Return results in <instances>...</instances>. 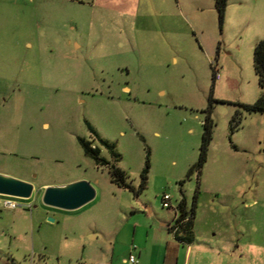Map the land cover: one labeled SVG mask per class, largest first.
<instances>
[{
    "label": "rangeland",
    "instance_id": "1",
    "mask_svg": "<svg viewBox=\"0 0 264 264\" xmlns=\"http://www.w3.org/2000/svg\"><path fill=\"white\" fill-rule=\"evenodd\" d=\"M263 37L264 0H228L221 28L213 0H0V173L33 184L16 209L0 208L1 230L15 228L12 239L1 235V263L97 264L87 257L108 245L92 250L96 234L75 226L73 211L110 200L174 214L164 194L173 206L183 195L188 208L196 194L207 231L257 211L243 206L256 183L264 189V111L240 103L260 94L253 50ZM207 115L212 139L199 172ZM79 137L108 165L85 156ZM146 159L139 195L111 180L108 166H117L137 188ZM82 179L92 201L69 212L43 206L42 188Z\"/></svg>",
    "mask_w": 264,
    "mask_h": 264
},
{
    "label": "crops",
    "instance_id": "2",
    "mask_svg": "<svg viewBox=\"0 0 264 264\" xmlns=\"http://www.w3.org/2000/svg\"><path fill=\"white\" fill-rule=\"evenodd\" d=\"M253 189V200L244 204L243 209L252 207L257 211L245 212L243 217L234 216L233 221H226L224 230L207 231L196 208L192 227L194 239L188 245L174 239L168 231L167 226L173 221L175 212H153V208L145 204L149 210L141 213L138 201L121 205L120 201L110 200L102 206L77 211L43 206L59 212L73 211L75 226L83 225L85 221L96 234L97 243L91 244L92 250L95 246L102 249V244L108 245L104 256L87 257L95 259L97 264H129V255L137 257L136 264H264V189L257 183ZM8 213L16 214V211ZM14 229L11 224L0 228V239L1 235L12 239ZM2 249L0 242V255L6 252ZM9 259V264H19L12 256ZM0 264L5 263L0 261Z\"/></svg>",
    "mask_w": 264,
    "mask_h": 264
},
{
    "label": "trees",
    "instance_id": "3",
    "mask_svg": "<svg viewBox=\"0 0 264 264\" xmlns=\"http://www.w3.org/2000/svg\"><path fill=\"white\" fill-rule=\"evenodd\" d=\"M214 8L217 13L219 27L221 28L224 21V15L227 7L228 0H213ZM219 46V45H218ZM253 66L254 71L257 76L258 85L260 88V94L257 99L252 103H240L247 111H264V37L260 39L254 47L253 50ZM214 79V75H213ZM215 80V79H214ZM88 129L94 139L98 141L99 145L108 149L111 154L118 158V154L115 152V145L108 141L107 139L102 138L98 132L87 122ZM202 135L201 142L199 146V155L196 164L193 167L200 172L201 167L206 161L208 147L212 139V122L207 115L206 119L202 123ZM78 142L83 150L85 156L91 158L97 165H108L107 160L100 155V147L92 143V141L85 139L83 137L78 138ZM109 174L111 180L121 188L128 189L134 193L135 196L139 195L147 186V178L149 171V162L146 159L145 167L142 169L139 177V184L134 187L128 181V175L125 170L109 165ZM196 199L197 196L194 194L192 205L190 208L187 207V202L185 197L182 195L177 202V211L179 212V220L185 219L182 223L179 224L177 232L173 233L169 228L168 231L172 234L174 239L179 241L182 244L188 245L194 239L193 234V219L196 209Z\"/></svg>",
    "mask_w": 264,
    "mask_h": 264
},
{
    "label": "water",
    "instance_id": "4",
    "mask_svg": "<svg viewBox=\"0 0 264 264\" xmlns=\"http://www.w3.org/2000/svg\"><path fill=\"white\" fill-rule=\"evenodd\" d=\"M32 193L31 182L0 173V195L29 199ZM95 195L94 186L82 179L46 187L42 194V204L63 210H75L93 200Z\"/></svg>",
    "mask_w": 264,
    "mask_h": 264
},
{
    "label": "built area",
    "instance_id": "5",
    "mask_svg": "<svg viewBox=\"0 0 264 264\" xmlns=\"http://www.w3.org/2000/svg\"><path fill=\"white\" fill-rule=\"evenodd\" d=\"M218 78H219V75L215 72L214 73V79H218ZM17 199H20V198L0 195V207L6 208V209H14L19 205L17 202ZM161 204H162V207H164V208H174L175 209L174 219L171 223L168 224L167 227H168V229L170 228L173 233L177 232V230L179 228V224L182 223L183 221H185L186 218L179 220V212L177 211V204L175 206H173V204L171 202V197L169 194H164L161 197ZM127 262L129 264H136L138 262V259L135 255H129L127 258Z\"/></svg>",
    "mask_w": 264,
    "mask_h": 264
}]
</instances>
